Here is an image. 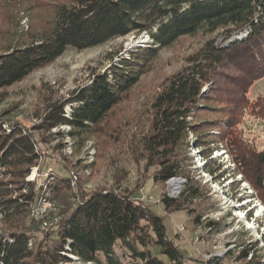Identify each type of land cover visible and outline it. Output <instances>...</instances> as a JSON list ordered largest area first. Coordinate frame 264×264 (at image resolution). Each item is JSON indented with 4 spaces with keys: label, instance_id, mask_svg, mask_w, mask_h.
Returning a JSON list of instances; mask_svg holds the SVG:
<instances>
[{
    "label": "trees",
    "instance_id": "1",
    "mask_svg": "<svg viewBox=\"0 0 264 264\" xmlns=\"http://www.w3.org/2000/svg\"><path fill=\"white\" fill-rule=\"evenodd\" d=\"M134 32L146 34L156 47L135 50L128 59H119L107 73L96 75L67 101L76 104L68 117L63 110L66 102L52 107L48 119L53 126L70 127L71 138L85 140L90 127L98 125L139 81L143 61L183 37L217 33L220 42H206L156 96L152 133L143 143L148 166L157 167L154 182L164 184L176 178L186 182L179 198L165 195L161 199L163 209L184 211L185 202L198 198L197 189L192 187L194 177L180 159L184 141L193 133L196 143L201 144L204 141L200 139L211 134H200L206 122L193 124L187 120L194 111L204 108L201 103L218 75L237 89L234 106L241 103L243 92L264 78V0H69L56 9L46 35L0 53V91L51 64L68 49L96 48ZM229 68L235 75L226 73ZM234 124L235 121L226 133L239 147L235 153H228L235 168L232 174H239L264 205V151L256 152L246 142L236 140ZM210 157L206 156V161ZM37 159L28 136L0 134L1 167L28 166ZM205 170L218 180L212 170ZM226 171L219 169L218 173ZM70 184L69 176L56 174L40 187L65 207L53 230L42 233L43 240L36 242L21 225L10 232H0V264H122L115 254L117 245L128 253V264L189 263L167 236L162 217L148 206L116 189L86 192L80 183L74 190ZM7 196L0 183V216L5 222L27 217L29 207L36 201L33 192L20 196L21 200ZM248 218L252 220L251 215ZM31 225L37 228L40 223ZM212 225L211 221L207 223L209 228ZM261 243L264 244V235ZM258 244L255 241L240 245L236 256L232 250L226 256L239 264H264V249H258ZM221 260L213 258L208 264H220Z\"/></svg>",
    "mask_w": 264,
    "mask_h": 264
},
{
    "label": "rangeland",
    "instance_id": "2",
    "mask_svg": "<svg viewBox=\"0 0 264 264\" xmlns=\"http://www.w3.org/2000/svg\"><path fill=\"white\" fill-rule=\"evenodd\" d=\"M68 3L69 0H0V53L42 38L51 29L56 9ZM208 41L219 43L220 37L217 33L204 32L183 37L143 61L139 81L98 125L90 127L89 137L82 141L68 135L72 131L70 127L53 126V121L48 119L50 110L70 101L119 59H128L135 50L156 47L146 34L134 32L84 51L68 49L51 64L1 90L0 134L28 136L38 159L28 166H0V183L8 198L21 200L20 196L31 192L36 195L27 217L19 222H5L0 216V232L7 233L21 225L38 242L43 240L42 233L53 230L65 207L40 187L57 174L69 176L73 190L78 183L86 192L116 189L148 206L162 217L167 236L189 259L188 264H208V257L223 259L220 264H239L226 256L228 250L236 256L240 245L255 241L259 243L258 249H264L261 243L264 205L239 174H232L235 168L228 153H235L239 147L226 134L235 121L232 130L237 134L236 140L246 142L256 152L264 151V78L243 92L241 103L234 106L237 89L218 75L201 103L204 108L188 118L193 124L206 122L200 134H211H205L201 144L196 143L193 133L184 141L186 146L181 150L180 159L190 169L189 174L194 177L192 187L198 191V198L185 202L184 211L166 212L160 201L167 193L168 197L179 198L185 189V180L154 182L152 176L157 167L148 166L145 159L143 143L152 133L156 96ZM225 71L236 73L233 68ZM75 107V103L67 102L64 115L68 117ZM209 154L210 160L206 161ZM206 168L218 180H213ZM219 169L226 172L219 175ZM172 181L179 185L171 186ZM37 200L38 206L45 209L35 218L33 209ZM250 215L252 220L248 218ZM209 221L214 223L211 228L207 226ZM31 222L40 226L36 228ZM115 254L122 264L130 262L128 253L118 245ZM100 261L103 262L102 257Z\"/></svg>",
    "mask_w": 264,
    "mask_h": 264
},
{
    "label": "built area",
    "instance_id": "3",
    "mask_svg": "<svg viewBox=\"0 0 264 264\" xmlns=\"http://www.w3.org/2000/svg\"><path fill=\"white\" fill-rule=\"evenodd\" d=\"M167 196H168V193H167ZM45 207H39L38 206V200L34 206V209H33V217L37 218V213L40 211V210H44ZM46 226V224H44ZM213 259V258H212ZM207 260L209 261L210 260V257L207 258Z\"/></svg>",
    "mask_w": 264,
    "mask_h": 264
},
{
    "label": "bare ground",
    "instance_id": "4",
    "mask_svg": "<svg viewBox=\"0 0 264 264\" xmlns=\"http://www.w3.org/2000/svg\"><path fill=\"white\" fill-rule=\"evenodd\" d=\"M179 185V183L178 182H175V181H172V183H171V186H174V187H176V186H178ZM260 211H261V209H260ZM259 211V212H260ZM90 264V263H89Z\"/></svg>",
    "mask_w": 264,
    "mask_h": 264
}]
</instances>
